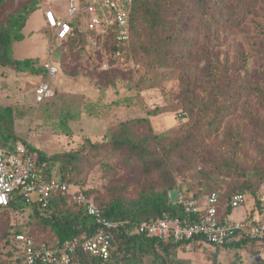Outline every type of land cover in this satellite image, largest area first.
Instances as JSON below:
<instances>
[{
  "label": "rangeland",
  "instance_id": "1",
  "mask_svg": "<svg viewBox=\"0 0 264 264\" xmlns=\"http://www.w3.org/2000/svg\"><path fill=\"white\" fill-rule=\"evenodd\" d=\"M67 2L0 0V22L20 13L24 21L12 57L35 65L52 59L59 68L51 77L40 75L54 95L38 104L33 91L40 76L0 65V107L11 108L17 140L47 157L80 154L67 168L51 161V174L100 207L119 203L127 219L140 218L136 207L171 187L197 194L254 187L264 169V0H176L172 26L143 37V47L137 39L135 49L130 46L107 72L98 70L87 42L53 39L41 9L51 5L64 14ZM134 117L147 118L155 135L148 174L141 166L128 167V152L109 144V128ZM245 209L235 208L232 217L243 218ZM52 211L77 228L87 223L68 201ZM15 231L52 236L30 207L1 211L0 264H19L11 242ZM95 264H264V240L191 250L156 246L150 253L116 241L110 258Z\"/></svg>",
  "mask_w": 264,
  "mask_h": 264
},
{
  "label": "built area",
  "instance_id": "2",
  "mask_svg": "<svg viewBox=\"0 0 264 264\" xmlns=\"http://www.w3.org/2000/svg\"><path fill=\"white\" fill-rule=\"evenodd\" d=\"M132 5L133 0H68L64 14L51 5L43 6L41 11L56 41L66 40L72 33L70 18L79 22L85 41L97 51L98 70L107 71L123 61L129 51ZM41 66L46 77L59 71L51 59L42 61ZM53 95L49 81L40 77L34 82L35 103H42ZM57 192L69 194L73 203L83 208L93 220V231L50 243L14 233L11 241L17 248L19 264H82L83 254L107 259L113 233L126 228L129 221L105 216L93 198L80 188L61 176L42 172L35 153L25 143L17 141L11 148L0 146V209L17 200L44 209ZM167 197L181 207V216L163 212L134 221L131 230L162 242L180 244L185 250L201 244L225 246L240 239L264 240V181L259 185L255 201L248 199L245 193H234L227 203L231 212L227 213L219 210L217 191L211 192L204 203L185 187L168 191ZM243 205L247 207L243 218H233L234 209Z\"/></svg>",
  "mask_w": 264,
  "mask_h": 264
},
{
  "label": "trees",
  "instance_id": "3",
  "mask_svg": "<svg viewBox=\"0 0 264 264\" xmlns=\"http://www.w3.org/2000/svg\"><path fill=\"white\" fill-rule=\"evenodd\" d=\"M174 2H176V0H133V5L130 14V49H135L134 47L137 39H139L140 41L141 39H143V37H146L147 35H152L156 33L157 30L165 29L172 24L171 22L173 19L171 18V13L173 12L172 5H174ZM21 8L22 10H25L26 6L23 5ZM19 15L22 14L20 13L16 16L12 15L11 17H8L6 19L7 24H5L4 22H0V65L12 67L13 69L18 71L29 69L33 72H36V76H46L45 70L41 66V62L35 65L28 58L17 59L12 57L11 55L12 43L20 41L22 39L21 29L24 25V21ZM69 22L73 27L72 33L66 40L59 42H70L71 44H74L76 42H82L83 44L86 43L84 39V33L82 30H80L79 22H77L74 18H70ZM139 44L143 47V42L140 41ZM88 47L91 49V51H93V53L97 57V51H95L94 48L90 46ZM252 89L253 87H249V90ZM50 98L43 102L48 101ZM64 125L67 126L65 122ZM108 136L109 144L113 150H125L128 152V155L124 158V162L128 167L133 168L135 166H141L142 169L146 172V174L152 172L153 169L151 168L150 163H148L150 157L149 144L151 141H153L155 135L151 132L149 121L147 118L134 117L132 119L115 124L109 128ZM0 138H2L3 140L2 144H0V146L2 147L11 148L18 141L17 137L13 132V116L10 107H0ZM243 139V133L240 132V144ZM9 140L11 141V143L6 144ZM29 149L35 153L38 164L41 166L42 172H44L46 175L51 174L49 170V163L51 161H58L61 167L67 168L70 164H75L80 159V154L77 152L63 153L60 155L55 154L50 157H47L41 151H37L36 153L35 149L31 147H29ZM62 178L68 183H70L66 178ZM263 181L264 169L261 170L259 177L254 182V187L249 188L248 190H244V188H247V185H242L240 189H236L235 191H231L229 193L223 194L217 190L211 189L205 191L202 194L193 193V195L200 203H204L207 196L210 195L211 192L217 191L219 194V210L221 212L227 213L231 212V209L229 206H227V203L234 193H245L248 196V199H253L255 201L256 192L259 188L260 183ZM174 188L176 187L169 188L163 194H158L153 197H150L147 202L141 204L139 207H136V210L139 212L140 216V218L137 219L125 218V215L121 210V205L117 202L100 207L92 197L94 203L97 205V207H99V209L105 216L111 219H127L130 224H127L126 228H121L119 231L113 233L111 251L107 259L101 260L83 254L82 264H95L108 260L114 249V244L116 241L124 243L126 244V246H131L132 250H135L139 253H150L153 249H155L156 246L161 247V249L164 251H168L169 248L177 247L184 249L180 244L162 242L154 237L145 236L137 232H133L131 230V223H133L134 221L155 217L163 212L181 216V207L178 204L169 201L167 197L168 191ZM82 191L86 195H88L84 190ZM64 201H68L69 203L78 207V209L82 212L83 216H85L87 223L77 228L76 225L71 221L56 216L52 211L53 208L58 207ZM19 206H27L32 208L35 211L37 217L39 218V221L52 231V236L50 238L36 239L32 235H29L23 231H15L12 233V235L14 233H24L27 235V237L33 239L34 241H46L50 243L56 239L62 241L66 238L79 235L84 231L91 233L94 229L92 218L86 214V212L81 206H77L75 203H73V201L70 199L69 194L67 193H54L48 207L44 209H40L36 205H27L20 200L18 204L16 201H12L8 206L1 208L0 212L9 208H17ZM248 241L253 240L240 239L238 241H232L230 243H227L225 246H239ZM18 262H20L19 259Z\"/></svg>",
  "mask_w": 264,
  "mask_h": 264
},
{
  "label": "crops",
  "instance_id": "4",
  "mask_svg": "<svg viewBox=\"0 0 264 264\" xmlns=\"http://www.w3.org/2000/svg\"><path fill=\"white\" fill-rule=\"evenodd\" d=\"M42 12V11H41ZM41 16H42V14H41ZM44 21V20H43Z\"/></svg>",
  "mask_w": 264,
  "mask_h": 264
}]
</instances>
